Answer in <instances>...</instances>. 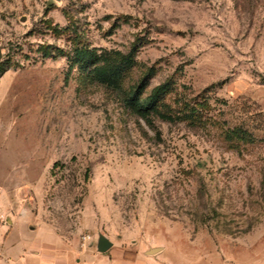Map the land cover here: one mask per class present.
<instances>
[{"label":"rangeland","instance_id":"rangeland-1","mask_svg":"<svg viewBox=\"0 0 264 264\" xmlns=\"http://www.w3.org/2000/svg\"><path fill=\"white\" fill-rule=\"evenodd\" d=\"M77 47L133 53L124 90ZM142 83L175 122L128 108ZM0 193L67 240L264 264V0H0ZM51 236L20 224L8 255Z\"/></svg>","mask_w":264,"mask_h":264},{"label":"crops","instance_id":"crops-1","mask_svg":"<svg viewBox=\"0 0 264 264\" xmlns=\"http://www.w3.org/2000/svg\"><path fill=\"white\" fill-rule=\"evenodd\" d=\"M20 196L26 198L25 194ZM6 203L0 193V211L7 217V222L0 225V264H17L8 255L9 248L6 242L13 228L20 224H24L30 231L42 227L52 234L49 240H39L23 249V257L27 264H164L161 258H156V254L148 253L151 249L137 250L113 245L108 252L100 253L97 250L98 239L94 242L92 240L81 242L73 238L67 240L48 226L33 224L30 218H15L13 207H9L10 205Z\"/></svg>","mask_w":264,"mask_h":264},{"label":"trees","instance_id":"trees-1","mask_svg":"<svg viewBox=\"0 0 264 264\" xmlns=\"http://www.w3.org/2000/svg\"><path fill=\"white\" fill-rule=\"evenodd\" d=\"M73 61L81 69L89 70V74L98 84L118 93L124 90V80L136 64L133 53L92 50L88 47H77L73 53ZM4 71L3 69L2 73ZM169 86V83H165L154 88L149 94H145L143 83L139 84L129 91L126 104L149 124L153 123L155 116L163 121L175 122L176 118L166 111L167 106L163 101Z\"/></svg>","mask_w":264,"mask_h":264},{"label":"water","instance_id":"water-1","mask_svg":"<svg viewBox=\"0 0 264 264\" xmlns=\"http://www.w3.org/2000/svg\"><path fill=\"white\" fill-rule=\"evenodd\" d=\"M60 1V0H59ZM113 242L110 241L106 236L99 235L97 240V250L100 253H106L113 247ZM161 251V248L151 249L148 253L151 255L157 254Z\"/></svg>","mask_w":264,"mask_h":264},{"label":"built area","instance_id":"built-area-1","mask_svg":"<svg viewBox=\"0 0 264 264\" xmlns=\"http://www.w3.org/2000/svg\"><path fill=\"white\" fill-rule=\"evenodd\" d=\"M7 222V217L5 214H3L1 211H0V225L2 224H5Z\"/></svg>","mask_w":264,"mask_h":264}]
</instances>
